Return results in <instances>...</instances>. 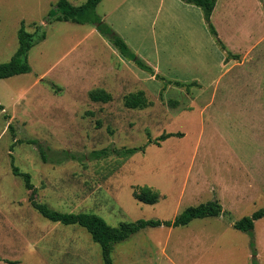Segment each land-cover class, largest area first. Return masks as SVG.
Here are the masks:
<instances>
[{
  "label": "rangeland",
  "instance_id": "1",
  "mask_svg": "<svg viewBox=\"0 0 264 264\" xmlns=\"http://www.w3.org/2000/svg\"><path fill=\"white\" fill-rule=\"evenodd\" d=\"M56 2L0 0V63L14 54L21 21L36 31L30 71L0 80V264H103L85 228L31 206L12 159L30 174L39 202L92 212L111 226L221 203L220 216L148 227L115 243L112 264H251L250 236L232 224L264 208V0H216L210 21L225 49L194 4L101 0L95 12L157 77L123 58L93 24L49 17ZM95 88L111 100L92 101ZM137 90L149 104L127 108L123 96ZM162 132L182 136L148 143ZM139 146L125 159H61L64 150ZM142 186L159 192L155 204L133 196ZM253 238L264 264V217Z\"/></svg>",
  "mask_w": 264,
  "mask_h": 264
},
{
  "label": "trees",
  "instance_id": "2",
  "mask_svg": "<svg viewBox=\"0 0 264 264\" xmlns=\"http://www.w3.org/2000/svg\"><path fill=\"white\" fill-rule=\"evenodd\" d=\"M101 0H86L84 3L74 5L68 0H57L56 5L48 11V16L54 20H71L76 23H91L95 26L98 32L105 36L111 44L118 50L119 54L129 60H133L135 64L157 77L154 74L150 65L145 63L141 58L130 50L125 41L108 26L102 18L95 12L96 6ZM186 3L198 6L203 13V18L209 28L210 33L216 38L219 45L225 49L224 43L219 39L210 18L214 9L216 0H182ZM36 31L29 32L25 29L24 22L21 21L20 27L17 30V48L11 58L6 62L0 63V80L14 75L24 74L30 71L28 63V51L35 44L34 38ZM44 33L38 36V39H43ZM231 53L228 52V56ZM227 56V57H228ZM176 84H179L176 82ZM89 98L92 101L108 102L111 100V95L103 88H95L89 91ZM123 103L127 108H144L149 102L145 97L143 90L129 92L123 96ZM0 110L3 106L0 104ZM170 136H182L181 132H162L155 139H148V143L160 144V141L165 140ZM149 137V136H148ZM34 142V140H29ZM40 158L44 162H49L50 156L48 150L42 144H38ZM144 146L139 147H124V148H102L92 150L87 154L78 155L69 150L62 151V160H76L83 162L85 158L92 160H99L110 155H115L119 158H128L133 154L143 151ZM11 171L14 175L20 176L24 185L29 190L28 201L31 206L37 210L42 216L52 222H59L65 225L77 224L86 229L90 234L91 239L97 242L101 248V255L103 264H112L111 251L115 243L129 238L132 234L145 228H154L158 226L177 227L187 225L190 221L196 218L217 217L224 213L221 203L218 199L213 198L206 202L197 205H190L185 207L182 211L176 214L172 219L162 220L158 218L137 219L130 222H121L118 226L109 225L101 216L92 212H62L51 209L47 204L39 202L36 195V187L31 181V176L27 172L21 171L11 160ZM133 196L146 204H155L160 197L157 190L150 186H142L133 192ZM264 217V208H259L253 211L250 215H244L238 220L234 221L232 226L234 229L245 232L250 236L251 247V264H258L257 252L255 249L253 229L254 222Z\"/></svg>",
  "mask_w": 264,
  "mask_h": 264
}]
</instances>
